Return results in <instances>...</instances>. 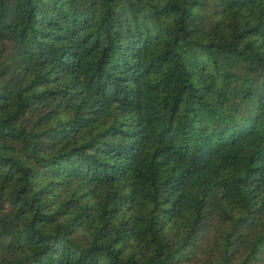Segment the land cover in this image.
<instances>
[{
  "label": "trees",
  "instance_id": "16d2710c",
  "mask_svg": "<svg viewBox=\"0 0 264 264\" xmlns=\"http://www.w3.org/2000/svg\"><path fill=\"white\" fill-rule=\"evenodd\" d=\"M0 264H264V0H0Z\"/></svg>",
  "mask_w": 264,
  "mask_h": 264
}]
</instances>
